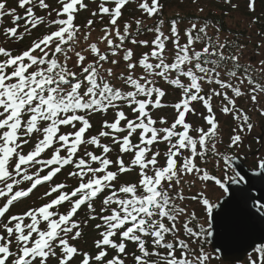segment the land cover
Wrapping results in <instances>:
<instances>
[{
	"label": "snow or ice",
	"instance_id": "6c2138e0",
	"mask_svg": "<svg viewBox=\"0 0 264 264\" xmlns=\"http://www.w3.org/2000/svg\"><path fill=\"white\" fill-rule=\"evenodd\" d=\"M132 5L140 17L124 19ZM164 8L161 0H0V264H222L238 248V264H264V235H253L257 215L264 232V198L252 194L264 180V122L253 119L264 117V29L253 61L246 44L222 39L219 22L165 20ZM247 10L256 12V0ZM84 11L92 18L77 24ZM97 20L101 34L91 40ZM260 22L253 15L250 26ZM249 153L246 172L238 162ZM44 185L45 202L12 211ZM237 205L247 213L233 212Z\"/></svg>",
	"mask_w": 264,
	"mask_h": 264
},
{
	"label": "rangeland",
	"instance_id": "374dc122",
	"mask_svg": "<svg viewBox=\"0 0 264 264\" xmlns=\"http://www.w3.org/2000/svg\"><path fill=\"white\" fill-rule=\"evenodd\" d=\"M233 2L237 5H239V7L234 10V11H229L228 12V15H226V18H225V25H227L228 27H233L231 29H238V30H241L242 32H244V34L249 37V39L247 40V38L243 39V40H239V43H242V44H246L247 45V48H248V55L252 57L253 61H258L261 57H258V56H254L253 53L254 51L256 50V44L257 42L260 41L261 37L257 36L256 33H257V30L260 29L259 28V24L257 25H252L250 26V19L253 15L249 14L246 10V7H245V3H246V0H233ZM213 4H211L210 2H204L203 0H196V3H193V0H166V3H165V8H164V13L165 15L168 17V16H171L173 15L174 13H179L181 15H186V14H204L206 11H209L212 9H220L221 4H216L215 6H212ZM198 7H203L204 8V12L203 13H199L197 11V8ZM217 9L216 10H213L214 12H217ZM256 11L257 12H261L263 15H264V0H257L256 1ZM223 12V11H222ZM88 14H90L89 12L86 13L85 15V19H87V17H90L88 16ZM138 13H135L133 16H137ZM256 15V14H255ZM6 19V22L9 21V18H5ZM264 19V17H263ZM11 24L8 23V26H10ZM187 25V21H185L183 24L180 25V27L184 28L185 26ZM167 32V31H166ZM95 35H92L91 36V40H95ZM221 37L223 39V37H228L229 40H233L232 38H230L229 34L223 32L221 34ZM147 38V37H146ZM150 39V38H149ZM101 47H103V45H101ZM239 105L242 106L243 108H251V103L250 101H248L247 99L245 98H241L239 100ZM200 111H202L201 109H198ZM166 111V110H165ZM171 109H168V113H169V117L171 116ZM189 120L193 121V122H197L199 123V121H197L196 117H192V116H189L188 118ZM253 119L256 120L257 122H264V117H260L258 113H255L253 114ZM231 123L230 121V118L228 120L227 123H225L223 120H222V124H223V128H224V139H225V142H227V137H228V134H229V124ZM97 130L99 128V124L97 123ZM257 132H259V128H257ZM258 146L255 144V142H253V151L257 148ZM245 151H247V148H245ZM253 159L254 157L251 155V153H249V156H248V159L247 161H245V165L250 168L253 164ZM161 163H163V160H161ZM133 176L132 175H129L127 176V178L125 179H132ZM200 185L197 184L195 187H193L191 189V192H189L188 188L185 187L184 189V194L187 196V195H192V194H195L196 191L199 189ZM219 193H217L218 195ZM33 197V196H32ZM31 197V198H32ZM214 198V197H213ZM35 199H32V202L28 203V205H30L31 203L35 202L34 201ZM185 203L188 204L190 210H194L196 211L197 215L201 218H203V213L199 207V205L196 203V202H193V201H186ZM26 207V204L25 205H22V208L21 209H24ZM95 238V236L93 234L89 235L87 240L88 242L92 243L93 242V239ZM80 246L84 249L85 246H83L82 243H80ZM222 264H226V263H222Z\"/></svg>",
	"mask_w": 264,
	"mask_h": 264
},
{
	"label": "trees",
	"instance_id": "16d2710c",
	"mask_svg": "<svg viewBox=\"0 0 264 264\" xmlns=\"http://www.w3.org/2000/svg\"><path fill=\"white\" fill-rule=\"evenodd\" d=\"M161 2L165 5L166 0H161ZM134 8H135V5L134 6H130V8L124 12V19H128L130 16H133L134 14H132V12L136 13V11H133ZM213 10L214 9H212V11L211 10L206 11L203 15L202 14H186V15H184V17H186V18L201 17V18H207V19L211 20L213 23L219 22L222 25V27H223V32L227 33L228 27H227V25H225L226 23L224 22V19H225L226 15H224L222 13V10L221 9H217L218 10V13H216V14L212 13ZM255 14H254L255 16H260L261 17V22L259 23V27L261 28V25L264 24V19H263L264 15L261 12H257V11L255 12ZM140 15H141L140 13L137 14L138 17H140ZM175 15H176V13H174L173 15L167 17L165 15V13H164V18H165V20H168V19L174 17ZM185 21H187V20H185ZM105 22H107V20H105ZM146 22L148 24H152V21L151 20H147ZM76 23L77 24H80V25H83L86 22L83 21V20H77ZM122 23H123V20L121 21V24ZM101 26L102 25L100 24V22H96L95 25H94L95 31H93L92 35L96 34L95 35V38L96 39L101 34L100 31H99V29L101 28ZM42 30L43 29H39L38 31L33 32V36H39V35H41L42 34L41 33ZM82 31H83V29H82ZM141 38H146V37H141ZM29 39L30 38L26 39L24 41V44H27L29 42ZM142 51H147V49H140V48H137L136 49L137 54H139Z\"/></svg>",
	"mask_w": 264,
	"mask_h": 264
},
{
	"label": "water",
	"instance_id": "95a60500",
	"mask_svg": "<svg viewBox=\"0 0 264 264\" xmlns=\"http://www.w3.org/2000/svg\"><path fill=\"white\" fill-rule=\"evenodd\" d=\"M240 163L241 167L243 168L244 171H249L247 168H245L243 166V164L241 162ZM253 183L256 185L255 189L253 190V195L256 197H260V198H264V180H261L260 178H256ZM233 212L238 213V214H246L247 213V209H245L243 207V205H237L234 206L232 209ZM255 210H253L254 212ZM253 223L256 225V227L253 230V235L256 238H259L261 235H264V232L261 231V227H260V219L257 215V218L253 221ZM243 256V250L242 248H238L237 251L234 253V255L228 259V260H224V261H230V262H236L239 261V258Z\"/></svg>",
	"mask_w": 264,
	"mask_h": 264
}]
</instances>
